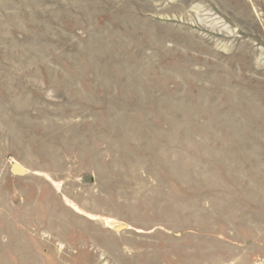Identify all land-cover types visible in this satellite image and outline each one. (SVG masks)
Segmentation results:
<instances>
[{
	"label": "rangeland",
	"instance_id": "rangeland-1",
	"mask_svg": "<svg viewBox=\"0 0 264 264\" xmlns=\"http://www.w3.org/2000/svg\"><path fill=\"white\" fill-rule=\"evenodd\" d=\"M0 264H264V0H0Z\"/></svg>",
	"mask_w": 264,
	"mask_h": 264
},
{
	"label": "water",
	"instance_id": "water-1",
	"mask_svg": "<svg viewBox=\"0 0 264 264\" xmlns=\"http://www.w3.org/2000/svg\"><path fill=\"white\" fill-rule=\"evenodd\" d=\"M22 171H23L22 167H20V166H18L16 164L13 165V167H12V174L19 175V176L20 175L23 176L25 174Z\"/></svg>",
	"mask_w": 264,
	"mask_h": 264
},
{
	"label": "bare ground",
	"instance_id": "bare-ground-1",
	"mask_svg": "<svg viewBox=\"0 0 264 264\" xmlns=\"http://www.w3.org/2000/svg\"><path fill=\"white\" fill-rule=\"evenodd\" d=\"M14 164H16V165H18L16 162L14 163ZM18 166H20V165H18ZM20 167H22V166H20ZM22 169H23V171L22 172H24V174H27L28 172H27V170L26 169H24L23 167H22ZM55 185V184H54ZM120 227H122L121 225H118V226H114V230H116V229H119ZM113 228V227H112Z\"/></svg>",
	"mask_w": 264,
	"mask_h": 264
}]
</instances>
